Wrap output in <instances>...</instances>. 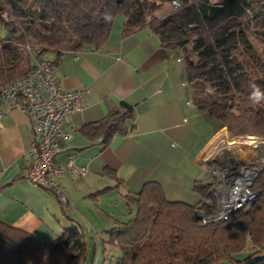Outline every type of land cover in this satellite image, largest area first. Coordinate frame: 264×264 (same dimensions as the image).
Segmentation results:
<instances>
[{"label":"trees","instance_id":"trees-1","mask_svg":"<svg viewBox=\"0 0 264 264\" xmlns=\"http://www.w3.org/2000/svg\"><path fill=\"white\" fill-rule=\"evenodd\" d=\"M167 1L173 0H0V26L6 30L0 36V89L25 75L34 59L55 64L65 51L100 47L122 15L123 35L147 26L163 47L181 52L197 110L232 136H264V99L251 98L254 86L264 93V60L247 35L264 43V0H175L179 6L158 17L156 10ZM131 117L132 106L122 101L88 127L103 142L125 133ZM214 186V179L196 180L199 200L188 203L166 198L155 181L145 182L127 199L132 217L116 220L102 240L119 251L113 264H264V167L250 186L252 199L226 220L201 224L199 214L215 212ZM57 252L63 254L58 262ZM85 257L76 226L40 241L0 221V264H80Z\"/></svg>","mask_w":264,"mask_h":264},{"label":"crops","instance_id":"crops-1","mask_svg":"<svg viewBox=\"0 0 264 264\" xmlns=\"http://www.w3.org/2000/svg\"><path fill=\"white\" fill-rule=\"evenodd\" d=\"M123 21L122 15L113 21L98 48L65 51L58 60L45 54L56 60L54 75L62 88L84 91L81 109L63 121V131L71 136L56 137L55 162L66 166L71 156L79 170L57 178L65 205L24 177L32 128L21 109L0 97V221L40 241L76 226L86 244L80 264H110V249L102 240L116 220L132 217L127 199L145 182H157L168 199L196 203L193 184L208 182L211 145L226 129L193 105L181 52L163 47L147 26L123 35ZM122 101L132 106L127 131L97 142L101 133L88 125Z\"/></svg>","mask_w":264,"mask_h":264},{"label":"built area","instance_id":"built-area-1","mask_svg":"<svg viewBox=\"0 0 264 264\" xmlns=\"http://www.w3.org/2000/svg\"><path fill=\"white\" fill-rule=\"evenodd\" d=\"M172 5L177 7L179 3L173 0ZM82 92L84 91L81 89L62 88L55 78L54 64L44 59H34L25 75L0 89L1 98L7 100L12 107L21 109L32 128V141L28 149L24 177L53 194L61 205H65L67 199L57 178L63 173L75 176L79 170L74 166L71 156L66 166L55 162V156L59 152L56 137L71 136L63 131L62 125L67 114L81 109ZM251 141L250 149L255 155L250 161L231 157L223 166V172L213 189L217 199L215 212L209 217L199 214L202 224L228 219L234 211L253 198L254 192L250 186L261 169L259 161L264 160V146L253 138ZM97 142H101L100 137ZM257 145H260V148H257ZM81 171L84 172L85 168Z\"/></svg>","mask_w":264,"mask_h":264},{"label":"rangeland","instance_id":"rangeland-1","mask_svg":"<svg viewBox=\"0 0 264 264\" xmlns=\"http://www.w3.org/2000/svg\"><path fill=\"white\" fill-rule=\"evenodd\" d=\"M173 8V5H172V1H167V2H164L160 5V7L156 10V15L158 17H161L163 15H165L167 12H169L171 9ZM121 17V15H117L114 19V21L116 19H119ZM6 34V30L0 26V36L3 37L5 36ZM248 35V39L249 41L251 42V44L253 45V47L255 48L256 52L258 53V55L260 56V58L262 60H264V43H262V41L258 38H256L254 35H252L250 32L247 33ZM211 86L219 91V92H223L225 91L224 89V86H222L221 84L219 85L218 83H213L211 84ZM222 132H225V134L223 135V137L218 141L219 139V136ZM222 132L220 133H217V135L215 136V139L211 145V159L210 162L211 163V166L209 167L211 170L213 171H209L207 176H206V180H208V182L212 181V179L214 178V181L216 182L217 179L220 178L221 176V170H223V166L225 164H227V161L229 158H238V157H241L242 160L244 161H250L252 159V156L250 157V155L252 154V152L250 151L251 149L249 148L251 145H249V143H247L245 140L248 136H250L251 138H253L254 141H260V145L264 146V136H256V135H230L227 128L225 130H223ZM225 137V138H224ZM249 137V138H250ZM226 139V140H225ZM227 141V144L229 142H231V145L236 148V151H232L230 146L231 145H227L226 144V147L225 149L221 146V144H224L225 141ZM250 140V139H249ZM233 142V143H232ZM246 143V144H243V143ZM216 143L213 147V144ZM216 146V147H215ZM222 149H221V147ZM238 146V147H237ZM240 146V147H239ZM249 146V147H248ZM213 147V148H212ZM245 147H248V150H246ZM247 151V153L249 152V159H246L244 158L242 152L244 151V149ZM250 149V150H249ZM246 159V160H245ZM259 163L262 165H260V168L264 167V160L262 161H259ZM219 181V180H218ZM217 183H215V187H216ZM216 204H217V199H216ZM128 216V215H127ZM126 216V217H127ZM212 216V215H211ZM125 217V218H126ZM206 217V216H205ZM209 217V216H208ZM214 222V221H213ZM201 223V221H200ZM212 223V222H211ZM202 224V223H201ZM209 224V223H208ZM107 248L110 249V252H109V256H107V262L110 263V264H113L114 263V259L115 257L118 255V249L117 248H111L109 246H107ZM97 249V247H96ZM41 253H42V258L45 259V251H43V249L41 250ZM62 257H63V254H61V252H57V254L55 255V257L53 258V261H59V260H62ZM91 257V256H89ZM91 260V258L89 259Z\"/></svg>","mask_w":264,"mask_h":264},{"label":"bare ground","instance_id":"bare-ground-1","mask_svg":"<svg viewBox=\"0 0 264 264\" xmlns=\"http://www.w3.org/2000/svg\"><path fill=\"white\" fill-rule=\"evenodd\" d=\"M250 139V140H249ZM247 143H251L252 141H251V137L249 138H246V140H245ZM233 143V142H232ZM243 144H246L245 142L243 143ZM227 145H231V142H229ZM246 145H248V144H246ZM238 147V146H237ZM240 147V146H239ZM249 147V146H248ZM248 147H245L246 148V150H248ZM230 148H231V150L232 151H236V148H234L232 145L230 146ZM245 148H243L244 149V151L242 152V154L244 155L243 157L244 158H246V159H249L251 156H254L255 154H254V152H252L250 149V151L252 152V154L250 155V157H249V152L247 153V151L245 150ZM250 148V147H249ZM257 148H260V145H257ZM243 159V158H242ZM245 159V160H246ZM247 161V160H246Z\"/></svg>","mask_w":264,"mask_h":264},{"label":"clouds","instance_id":"clouds-1","mask_svg":"<svg viewBox=\"0 0 264 264\" xmlns=\"http://www.w3.org/2000/svg\"><path fill=\"white\" fill-rule=\"evenodd\" d=\"M251 98L254 102H260L261 99H264V93H262L258 87L254 86V89L251 93Z\"/></svg>","mask_w":264,"mask_h":264},{"label":"water","instance_id":"water-1","mask_svg":"<svg viewBox=\"0 0 264 264\" xmlns=\"http://www.w3.org/2000/svg\"><path fill=\"white\" fill-rule=\"evenodd\" d=\"M248 137H250V136H248ZM248 137H247V138H248ZM251 139H252V138H251ZM210 163H211V162H210ZM210 163H209V164H210Z\"/></svg>","mask_w":264,"mask_h":264}]
</instances>
